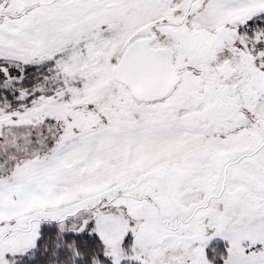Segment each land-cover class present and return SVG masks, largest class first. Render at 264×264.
<instances>
[{
  "label": "snow or ice",
  "instance_id": "6c2138e0",
  "mask_svg": "<svg viewBox=\"0 0 264 264\" xmlns=\"http://www.w3.org/2000/svg\"><path fill=\"white\" fill-rule=\"evenodd\" d=\"M0 264H264V0H0Z\"/></svg>",
  "mask_w": 264,
  "mask_h": 264
}]
</instances>
